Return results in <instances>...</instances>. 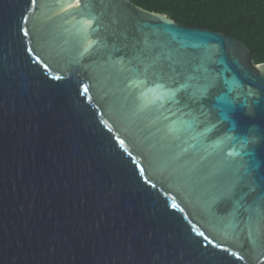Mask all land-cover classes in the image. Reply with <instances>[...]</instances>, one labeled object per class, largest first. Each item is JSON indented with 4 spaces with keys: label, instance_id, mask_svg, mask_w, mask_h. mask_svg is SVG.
Here are the masks:
<instances>
[{
    "label": "water",
    "instance_id": "1",
    "mask_svg": "<svg viewBox=\"0 0 264 264\" xmlns=\"http://www.w3.org/2000/svg\"><path fill=\"white\" fill-rule=\"evenodd\" d=\"M251 53L132 0H0V264H264Z\"/></svg>",
    "mask_w": 264,
    "mask_h": 264
},
{
    "label": "trees",
    "instance_id": "2",
    "mask_svg": "<svg viewBox=\"0 0 264 264\" xmlns=\"http://www.w3.org/2000/svg\"><path fill=\"white\" fill-rule=\"evenodd\" d=\"M133 4L167 15L181 25L222 32L252 51L264 63V0H132Z\"/></svg>",
    "mask_w": 264,
    "mask_h": 264
},
{
    "label": "snow or ice",
    "instance_id": "3",
    "mask_svg": "<svg viewBox=\"0 0 264 264\" xmlns=\"http://www.w3.org/2000/svg\"><path fill=\"white\" fill-rule=\"evenodd\" d=\"M33 3H35V0H33ZM25 34H27V33H25ZM182 87H183V86H182ZM109 131H110V129H109ZM119 143H120L121 148H123V141H120ZM172 207L175 209V208H176V205L173 204ZM201 235H203V234L201 233ZM232 255L235 256L236 254H235V253H232Z\"/></svg>",
    "mask_w": 264,
    "mask_h": 264
}]
</instances>
